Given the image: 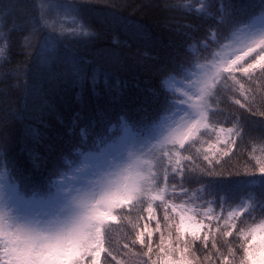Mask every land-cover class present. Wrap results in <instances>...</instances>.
I'll return each mask as SVG.
<instances>
[{
  "label": "snow or ice",
  "instance_id": "1",
  "mask_svg": "<svg viewBox=\"0 0 264 264\" xmlns=\"http://www.w3.org/2000/svg\"><path fill=\"white\" fill-rule=\"evenodd\" d=\"M95 2L39 0L21 14L19 0H0V56L8 63L11 34L27 33L21 50L50 64L62 40L95 35L89 15L110 11ZM171 7L208 23L199 37L197 27L182 26L191 29L183 47L160 62L158 83L141 91L134 110L118 87L111 104L97 105L89 118L77 111L57 143L31 129L20 149L28 168L0 135V264H124L118 257L136 245L142 264H158L154 252L159 264H194L188 255L197 251L203 264H264V157L249 153L239 185L224 170L249 123H264V0H176ZM53 14L74 27L58 34ZM62 63L49 79L83 87L88 62L69 54ZM90 79L95 87L98 74ZM23 88L26 98L43 95L39 85ZM3 114L0 126L14 115L9 108ZM205 135L222 146L203 149ZM114 230L126 242L114 246Z\"/></svg>",
  "mask_w": 264,
  "mask_h": 264
},
{
  "label": "rangeland",
  "instance_id": "2",
  "mask_svg": "<svg viewBox=\"0 0 264 264\" xmlns=\"http://www.w3.org/2000/svg\"><path fill=\"white\" fill-rule=\"evenodd\" d=\"M142 1L96 0L93 5L94 8L103 9L108 7L110 11L107 13L104 11H93L89 15V20L92 24L91 30L95 35L86 41H76L71 37L67 40H62L57 48L48 54L51 60L50 64H39L36 59V53L33 50H30L31 55H26L21 50L23 36L27 35V33L14 32L11 34L12 48L10 54H8V63H5V58L0 56V117L4 115V108H9L13 111L14 115L6 117L7 124L14 127L16 134L18 132L17 135L20 136L24 145L30 142L31 129L44 126L45 124L50 125L53 122L57 113L58 101L65 92L77 99L81 97L84 91V85L81 87L79 84H70L64 80L53 82L48 77L49 71L60 72L63 70L62 61L67 55L75 54L77 58H82L88 62L87 70L91 69L90 71L88 70L89 78L86 82L89 81L91 83L90 77L92 72L95 71L98 74L97 82L102 81L104 83L109 98L117 93L118 87L121 90L120 76L127 75L139 82L146 83L148 77L157 71L150 57L155 51L154 40L148 29L139 21ZM169 1L176 2V0ZM5 3H7V0H5ZM19 3L22 6L20 9L21 14L25 12L32 13L34 11L33 5L39 3V0H19ZM113 16L117 18L115 21L110 18ZM49 20H56L58 34L61 28L70 30L74 27L71 18L61 24L59 19L53 14L49 17ZM16 22L20 23L21 21L17 20ZM9 24L11 25V21ZM99 27L113 30L115 34L119 35L117 37L120 41L129 39L141 55L133 57L115 45H106L97 30ZM113 53L121 55L125 62H129L127 64L130 68L125 69L110 64L101 57V54H105L106 58H109L108 55H113ZM90 62L93 63V66L89 65ZM111 74L114 75L111 76ZM107 76L113 80H110ZM25 82L39 85L43 95L36 94L26 98L23 88ZM117 82H119V86ZM91 86L94 94L97 95L100 91L93 87L92 84ZM44 99L50 101L52 104L51 109L44 105ZM217 118L221 121L226 119L223 114L218 115ZM230 126V124H224V127ZM212 136L215 138L214 135ZM6 138L8 139L9 137ZM223 138V135H221V140ZM71 169L72 167L68 169L69 175H71Z\"/></svg>",
  "mask_w": 264,
  "mask_h": 264
},
{
  "label": "trees",
  "instance_id": "3",
  "mask_svg": "<svg viewBox=\"0 0 264 264\" xmlns=\"http://www.w3.org/2000/svg\"><path fill=\"white\" fill-rule=\"evenodd\" d=\"M142 1V0H141ZM175 1L163 0V1H147L143 0L140 8V23L144 25L150 32L155 45V51L151 54V60L153 61L156 69L158 68L161 61L165 60L172 54L175 50L183 47V41L185 39L183 33L191 31V29L183 28V25L191 24L194 27H197L198 30L193 32L194 36H201L205 30V27L208 21L202 20L197 15L185 14L182 11L174 9L171 5L175 4ZM103 38V43L106 45H115L117 48L123 49L125 52L135 57L136 55H141L140 52L134 47L133 43L129 39L118 40L119 35L115 34L113 30L105 27H99L97 29ZM148 56V57H149ZM89 65L93 66V63L90 62ZM91 69V68H90ZM90 69H88L90 71ZM105 70V69H102ZM89 74V73H88ZM114 75V74H113ZM121 83V95L123 96V104L129 110H134L138 105L134 102L135 98L141 94V91L148 88H154L158 83L159 77L158 72L156 71L150 77L146 83L139 82L130 76L123 75L120 76ZM95 87L100 91L97 95L94 94L91 83L88 81L84 84V91L81 94L80 98H74L69 93L65 92L62 97L59 99L57 104V113L53 122L45 126L35 127L36 130L41 134H46L48 137L47 142L57 143L58 135H64L66 133V126L71 117L77 112L82 111V115L87 118L90 117V114L93 113L97 107H105L111 104L110 98L108 96V91L102 81L96 83ZM82 105L83 110H82ZM119 105L116 106V111L119 110ZM221 108L228 110L236 111V106L230 104H222ZM61 121L64 123L62 124ZM228 125V124H226ZM0 135L9 137L8 141V152L11 156H17L20 160V163L23 167H30V162L28 160L27 153H21L20 149L24 146V142L21 140L20 136L16 134V130L13 126L6 124L5 126H0ZM12 137V138H10ZM204 141L207 143H202L203 149L207 150L213 147H220L222 145H217L216 139L211 136L209 139L208 135L203 137ZM201 147V145H197ZM264 149V123L259 120L252 121L249 123V135L246 137L245 141L241 142L237 149H233L236 152V155H233L230 160H227L224 164V170L231 172L232 176L226 179L233 181L235 185L242 184V177L244 175L243 165L249 161V153L254 151L256 156L264 157L262 153ZM78 162V158H77ZM75 165H67L74 167ZM186 187H195L194 185ZM258 189V185H257ZM178 191V189H177ZM239 193H237L238 195ZM180 199L176 200V203H180ZM219 211V209H217ZM158 216H162V210L157 211ZM146 215V213H145ZM154 227V222L150 225ZM124 233H121L119 230H114L112 234V240L114 246L117 242L124 243L126 242L121 237ZM154 239L158 242V234L154 233ZM126 255L118 257L124 261V264H142V257L138 254L141 249L139 245H136L130 250H125ZM178 253L176 257L178 258ZM187 255V254H186ZM196 257H199V262L196 261ZM154 260L160 261V258L153 253ZM189 259L194 261V264H203V253L197 251L195 257L188 255Z\"/></svg>",
  "mask_w": 264,
  "mask_h": 264
},
{
  "label": "bare ground",
  "instance_id": "4",
  "mask_svg": "<svg viewBox=\"0 0 264 264\" xmlns=\"http://www.w3.org/2000/svg\"><path fill=\"white\" fill-rule=\"evenodd\" d=\"M140 19V18H139ZM118 35V34H117ZM102 56L101 57H103V59L105 60V61H107V62H109L110 64H114V65H117V66H120V67H123V68H125V69H128V68H130V66L127 64V63H129V62H125L124 60H123V58H122V56L121 55H117V54H115V53H113V55L112 54H109L108 56H109V58H106L107 56H105V54H101ZM113 74H111V76H112ZM107 78H109L110 80H113V79H111L109 76H107ZM119 81H120V79H119ZM120 88H121V83H120Z\"/></svg>",
  "mask_w": 264,
  "mask_h": 264
}]
</instances>
